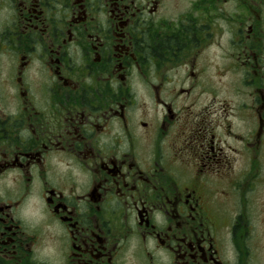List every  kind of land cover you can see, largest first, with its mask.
Instances as JSON below:
<instances>
[{"label": "flooded vegetation", "instance_id": "obj_1", "mask_svg": "<svg viewBox=\"0 0 264 264\" xmlns=\"http://www.w3.org/2000/svg\"><path fill=\"white\" fill-rule=\"evenodd\" d=\"M0 264H264V0H0Z\"/></svg>", "mask_w": 264, "mask_h": 264}, {"label": "rangeland", "instance_id": "obj_2", "mask_svg": "<svg viewBox=\"0 0 264 264\" xmlns=\"http://www.w3.org/2000/svg\"><path fill=\"white\" fill-rule=\"evenodd\" d=\"M213 80L216 81V78H213ZM217 82H221V81H218V80H217ZM220 85H221V84H220Z\"/></svg>", "mask_w": 264, "mask_h": 264}]
</instances>
